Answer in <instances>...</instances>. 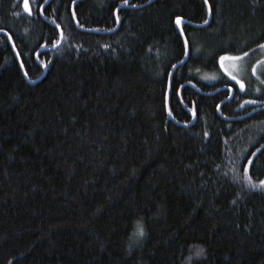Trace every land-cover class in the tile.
Here are the masks:
<instances>
[{
	"label": "trees",
	"instance_id": "1",
	"mask_svg": "<svg viewBox=\"0 0 264 264\" xmlns=\"http://www.w3.org/2000/svg\"><path fill=\"white\" fill-rule=\"evenodd\" d=\"M28 1L0 0V264H264V63L202 75L264 53V0Z\"/></svg>",
	"mask_w": 264,
	"mask_h": 264
},
{
	"label": "snow or ice",
	"instance_id": "2",
	"mask_svg": "<svg viewBox=\"0 0 264 264\" xmlns=\"http://www.w3.org/2000/svg\"><path fill=\"white\" fill-rule=\"evenodd\" d=\"M125 3H127V0H125ZM23 6H24V10L27 11V12H29V14H30V11L31 10H30V7H29L28 0H24V5ZM207 22L208 21L206 20L205 23H207ZM176 23H177V25H179L181 23V18L180 17H177L176 18ZM0 31H3V29H0ZM181 34H183L182 31H181ZM10 38L11 37H9V39ZM61 38H63V34H61ZM57 43H59V41ZM188 45H189V42H188L187 39H185L184 40L185 49L188 48ZM259 47L260 48H264V43L260 44ZM185 54L187 55V51L185 52ZM247 55H248L247 52H243L241 55H227L226 54V55H220L219 56L220 68L230 78V80L235 81V83L237 85H239V89H240L241 92L245 91V83H244V81L242 79H239L236 75L233 74V72L229 68V65L226 64V61L232 62L231 63V68L232 69H235L237 67V63L236 62L241 61ZM181 63H183V61H181ZM258 63H260V62H258ZM173 67H175V65H173ZM252 71H253V75H256V69L253 68ZM205 79H209V77H205ZM211 79H216V77H211ZM257 79H260V77L257 76ZM189 82H191V81H189ZM261 83L264 84V80H261ZM228 88H229V91L232 90V86L231 85H228ZM257 91H259V89H257ZM244 103L245 104H255V103H257V101L256 100H247ZM241 107H244V104H242ZM169 114L171 115V113H169ZM249 163H251V161ZM249 181H250V178H249ZM250 186L253 187V188H255L257 186L264 187V180L259 181V185L251 184L250 183ZM137 231H138V234L140 236H143L144 235V231H143V228L142 227H138ZM203 254H204V249L203 248H199L196 251V253H195V255L197 257H200ZM189 259H191V257H189Z\"/></svg>",
	"mask_w": 264,
	"mask_h": 264
},
{
	"label": "rangeland",
	"instance_id": "3",
	"mask_svg": "<svg viewBox=\"0 0 264 264\" xmlns=\"http://www.w3.org/2000/svg\"><path fill=\"white\" fill-rule=\"evenodd\" d=\"M262 50V49H261ZM260 62V63H258ZM231 63L229 61H226V64L229 65L230 70L233 72L234 75H236L239 79H242L245 83V88L248 85V81L250 77L257 78L259 68L262 63H264V53L261 51H257L254 54H248L246 57H244L241 61L236 62L237 67L235 69L231 68ZM220 66V64H219ZM253 68L256 69V75H253ZM203 79L205 80V77H209V79H206L207 81H214L218 79L222 75H226L223 70L220 68L219 72L215 73H204ZM227 76V75H226ZM211 77H216V79H211ZM239 86V85H238Z\"/></svg>",
	"mask_w": 264,
	"mask_h": 264
},
{
	"label": "water",
	"instance_id": "4",
	"mask_svg": "<svg viewBox=\"0 0 264 264\" xmlns=\"http://www.w3.org/2000/svg\"><path fill=\"white\" fill-rule=\"evenodd\" d=\"M48 1H49V0H47V2H48ZM47 2H45V3L42 5V7H41V9H40V14H41V10H42L43 6H44ZM28 3H29V1H28ZM23 5H24V0H23V4H22L23 12H24L27 16H31V15H32V11H30V14H29V12H27V11L24 10V6H23ZM206 5H207V7H208V20H207V21H209V19H210V8H209L208 3H206ZM29 7H30V5H29ZM30 10H31V7H30ZM186 23H187V22H185L183 19H181V23H180L179 25H177V23H176V21H175L176 28L178 29V31L180 32V34H181V31H182V33H183L182 27H183V25L186 24ZM75 24H76V26L78 27L76 21H75ZM54 25H55V24H54ZM117 25H118V24H117ZM204 25H206V23H205ZM55 26H56V25H55ZM191 26L198 27L197 25H193V24H192ZM56 27H57V26H56ZM57 28H58V27H57ZM58 30H59V40H58L59 43L55 44L54 46H52V47H50V48L42 49V50H40V52L54 51V50H55V49L61 44V41H62L61 34H62V32H61L60 28H58ZM181 36L183 37V40L186 39L184 33L181 34ZM186 51H187V53H188V48L186 49ZM186 59H187V55H185V57H184V59H183L182 61L184 62ZM180 64H182V63L180 62ZM20 67H21V64H20ZM173 69H174V68H173ZM173 69H172V71H173ZM22 71H23V70H22ZM45 71H46V68H45V66H44V67H43V74L41 75V77L38 78L37 80H35L34 82H33V81H32V82L30 81L29 83H30V84H33V83L38 82V81L44 76ZM23 73H24V72H23ZM171 74H172V73H170V75H169V82H170ZM169 82H168L167 93H168V90H169ZM232 93H233V92L231 91V92H230V97H231ZM166 110H167V113H168L169 118H171V116H170V114H169V111H168V106H166ZM217 110H218V109H217ZM191 116H192V121H191L189 124H187V125H183V126H190V125H192V124L194 123V121H195V116H194V113H193V112H191Z\"/></svg>",
	"mask_w": 264,
	"mask_h": 264
}]
</instances>
